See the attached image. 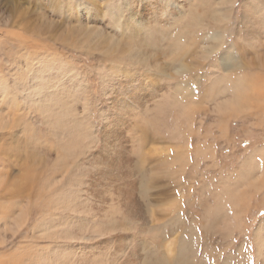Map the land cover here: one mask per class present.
I'll return each mask as SVG.
<instances>
[{
    "label": "rangeland",
    "instance_id": "374dc122",
    "mask_svg": "<svg viewBox=\"0 0 264 264\" xmlns=\"http://www.w3.org/2000/svg\"><path fill=\"white\" fill-rule=\"evenodd\" d=\"M157 13L0 0V264H264V0Z\"/></svg>",
    "mask_w": 264,
    "mask_h": 264
},
{
    "label": "snow or ice",
    "instance_id": "6c2138e0",
    "mask_svg": "<svg viewBox=\"0 0 264 264\" xmlns=\"http://www.w3.org/2000/svg\"><path fill=\"white\" fill-rule=\"evenodd\" d=\"M158 13L155 18V23H162L159 19L160 14L167 12V5L169 0H156ZM246 42L238 46L236 38H233L229 43L222 45V50L213 51L211 53L210 62L205 68V72L213 78L219 79L223 73L229 71L234 63L237 61L240 55V50L244 47ZM76 223H84V221H76ZM107 244L113 243V241H107ZM59 251H69L70 249L59 248Z\"/></svg>",
    "mask_w": 264,
    "mask_h": 264
},
{
    "label": "bare ground",
    "instance_id": "6f19581e",
    "mask_svg": "<svg viewBox=\"0 0 264 264\" xmlns=\"http://www.w3.org/2000/svg\"><path fill=\"white\" fill-rule=\"evenodd\" d=\"M25 2L24 3H22V2H20V1H18L17 2V4L15 3L14 4V6H13V11H14V14L15 15H20V16H22V18H26L25 16L27 15V12H28V7L27 6H25ZM27 5V4H26ZM184 50V49H183ZM182 49H181V54L183 53V52H185V51H183ZM183 54H185V53H183ZM236 87H238V86H236ZM247 89V88H246ZM239 108V107H238ZM240 109V108H239ZM187 249V248H186ZM189 251V250H188ZM189 254V253H188ZM184 258V257H183ZM159 259H161V258H159ZM169 260V259H168ZM158 261V260H157ZM160 261H163V260H160ZM159 261V263H163V262H166V261H163V262H160ZM150 263H152V262H150ZM176 263V262H175ZM146 264H147V262H146Z\"/></svg>",
    "mask_w": 264,
    "mask_h": 264
}]
</instances>
